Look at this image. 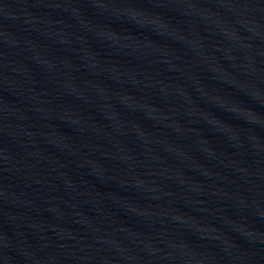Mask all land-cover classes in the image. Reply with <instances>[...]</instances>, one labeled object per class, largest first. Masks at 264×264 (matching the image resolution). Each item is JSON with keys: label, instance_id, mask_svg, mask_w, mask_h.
Returning <instances> with one entry per match:
<instances>
[{"label": "water", "instance_id": "1", "mask_svg": "<svg viewBox=\"0 0 264 264\" xmlns=\"http://www.w3.org/2000/svg\"><path fill=\"white\" fill-rule=\"evenodd\" d=\"M0 264H264V0H0Z\"/></svg>", "mask_w": 264, "mask_h": 264}]
</instances>
